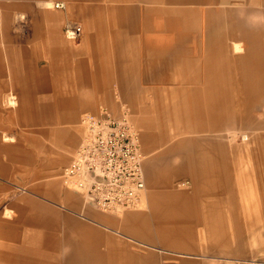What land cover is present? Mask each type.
<instances>
[{
    "label": "crops",
    "instance_id": "crops-1",
    "mask_svg": "<svg viewBox=\"0 0 264 264\" xmlns=\"http://www.w3.org/2000/svg\"><path fill=\"white\" fill-rule=\"evenodd\" d=\"M138 1L0 0V176L5 175L11 165L32 160L30 157L24 158L23 151L52 147L53 150L64 151L62 162L70 159L79 142L74 125L80 119L81 112L89 108L84 99L111 97L116 84H119L122 94L127 95L130 84L137 80L141 81V94L164 91L158 88L157 83L160 80L168 81L173 61L188 53L182 45L201 40L205 42L210 35L207 30L210 25L219 28L218 34L222 40H235L239 34L236 17L226 7L238 3L246 5L251 0H234L230 4L222 0H141L146 6L140 8L135 5ZM61 3L66 4L67 8H56ZM190 5L199 8L190 9ZM165 6L178 8L170 14ZM207 6L214 7L208 9ZM209 11L215 15L210 20L214 21L211 24H208L207 18ZM198 14L204 22L200 34L192 29L195 24L193 19ZM138 17L141 18L140 23ZM76 25L82 27L83 34L72 45L66 31ZM82 41H85L84 47L77 51L75 48ZM263 44L249 43L248 55L253 56V50H264ZM133 48L140 49L137 57H133ZM226 50L225 46L219 50L223 53L221 57L224 61ZM242 50V46L235 43V52ZM210 54L214 55L215 50L212 49ZM224 67L228 72L229 64L226 61ZM211 77L217 78V81L206 82L203 87L195 89L197 94L186 106L189 111L184 112L181 107L177 116L184 122L192 121L199 132L223 131L231 123L249 118L256 109L255 105L260 103L259 96L264 97V91L258 92L264 88V83L255 82L251 77L245 85L231 82L225 72L222 78L217 74ZM182 87L165 89V92L189 91ZM206 90L212 93L207 99L200 92ZM233 106L236 108L235 115H231L229 108ZM198 140L204 146L189 153V159L181 163L173 150L166 149L155 157H148L144 153L146 188L151 202L154 206L161 204L168 207L166 210L170 211L158 219L171 223L170 226L164 224L162 232L174 233L173 237H176L159 243L170 245L174 249L173 254L182 256L203 248L237 257L235 234L243 231L228 234L235 232L229 229L232 219L243 215L236 213L235 196L250 200L257 191L264 193V181L252 186L236 169L239 180L237 184L232 183L230 144L223 139L222 146L215 145L216 142L209 138ZM45 142L48 146H45ZM252 142L250 139L246 143ZM192 143L185 138L178 139L181 150ZM236 153L239 158L244 154L251 156L248 149H240ZM183 179L195 182L196 193L193 197H175L178 193L173 186ZM45 196L58 199L59 193L50 191ZM37 209H30L33 212L29 213H40L41 216L35 215L31 221L27 218V222L39 226L34 231L39 237H27L20 241L23 242L20 247L32 249H22L25 257L18 264H48L58 260L76 264L77 257L83 260L85 255L76 256L74 253L75 242L65 239L62 244L67 245L65 252L58 245L68 232L71 235L75 231L73 225L76 224L90 233L80 244L82 248L90 247L86 252L87 263L84 264H175L159 262L154 253H140L120 247L123 246L120 240L101 233L100 227L112 229L85 215H81L82 223L71 212L64 211L74 212L71 208L58 207L52 202L51 205H39ZM151 216L145 215L146 218ZM43 217L46 219L43 220ZM49 217L53 218L51 222H48ZM22 219L4 223L3 229L0 227V236L18 241V224ZM57 227L66 229L65 237L56 235ZM45 229H52L51 235L45 233ZM131 230L136 235L144 234V231ZM117 234L148 250L171 253L157 247L156 240H152L155 244L144 243L118 231Z\"/></svg>",
    "mask_w": 264,
    "mask_h": 264
},
{
    "label": "rangeland",
    "instance_id": "rangeland-1",
    "mask_svg": "<svg viewBox=\"0 0 264 264\" xmlns=\"http://www.w3.org/2000/svg\"><path fill=\"white\" fill-rule=\"evenodd\" d=\"M135 5L139 8L146 6L141 0ZM165 7L169 10L170 14L173 11L175 13V8H178L176 6ZM213 7L207 6L208 9H212ZM189 8L197 10L199 6L190 5ZM226 8L232 10L236 17V29L239 34L235 40L224 41L222 37H219V28L211 25L207 26L208 33L210 34L207 40L205 42L201 40L197 43L193 42L182 45L184 49L188 50V53L179 58V60L173 61V67L169 70L168 81H158V88L164 91L161 90V92L155 94H141L139 92L141 81L137 80L132 81L130 84L131 89L127 92V95L122 94L119 84H116V89L111 97L84 99V103L89 108L81 112L80 119L74 125L79 142L78 148L70 159L62 162V155L65 154L64 151L61 149L53 150L52 147L49 149L23 151V157H30L32 160L20 161L16 166L11 165L8 168V172L0 176V227L3 229L4 223L23 218L20 224H18L20 233L18 241L0 236V253L6 255L5 259L4 257L0 258V264L21 263L22 258L25 257L22 249L31 250L32 248L27 246L25 248L20 247L23 243L20 241H23L27 237H39L34 232L38 230L39 226L27 222V218L31 221L33 216H41V214H31L29 212L35 211L34 209L38 210L37 207L39 205H51L52 202L58 205V207L65 206L66 208H71L74 212L64 211L66 213L71 212L74 218L79 221L83 220L81 215H85L94 221L103 223L113 231L100 227L101 233L119 239L121 244H123L120 247L140 253H154L158 256L159 262L175 264H180L181 262L184 264H264V193L257 191V194L251 196L250 200L235 196L236 213L243 215L232 219L229 229L235 232L228 234L233 235L238 231L244 232L235 234L237 239V257L229 254H219L214 250L208 251L203 248L198 251L196 250L195 253L191 252L186 254V256H182L178 255L179 253L173 254L172 251L174 249L170 245L165 246L163 243H159L168 238L173 240L176 237H173L174 233L162 232L164 224H169L170 226L171 223L160 222L159 220L163 214L170 213V211L166 210L168 207L161 204L154 206L151 202V197H149L148 187L142 195L140 202L133 208L112 213L105 212L100 208L91 207L92 205H89L83 196L80 197L78 194L67 189L64 185L63 177H61L63 171L72 163L73 157L81 147V143L87 134V128L83 122L85 115L87 113L96 114L97 111L107 110L108 108L117 115H121L124 112L122 111L123 109L130 112L131 122L140 133L143 150L148 157L158 156L166 151V149L173 150L180 160L179 163H181L189 159L187 156L189 153L192 154L197 148L204 146L198 139L209 138L216 142L215 145L221 146L223 143L221 140L223 139L226 144H230L231 148L232 183L237 184L239 180L236 177V169L244 175L242 178L252 186L264 181V97L259 96L258 100L260 103L255 105L256 109L251 112L252 114L249 118H244V120H240L237 123H231L223 131L218 129L199 132L192 121L184 122L177 117L181 110L184 112L189 111L186 106H189L191 98L197 94L195 93L197 91H194L195 89L203 87V84H206V82L217 81V78L211 77L213 74H217L220 78L222 73L225 72L231 82L235 81L237 84L240 83L242 85H245V82L250 77L255 82L264 83V50H253L255 54L253 56L248 55L250 52L249 43L256 45L264 43V0H251L246 5L238 3L236 5H229ZM207 14L208 24H211L214 21L210 20L214 19L215 15L213 11H209ZM227 16L230 17V14ZM140 20L141 18H139V23ZM193 20L195 21V24L192 26L193 32L200 34L204 22L199 14ZM77 26L79 25L74 27ZM83 42L85 43V41ZM235 43L242 46L243 50L241 52H235ZM223 46L227 49L225 61L229 64L228 69H226L228 72L225 71V61L221 57L223 53L219 51ZM212 49L215 50L214 55L210 54ZM216 49L218 53H216ZM131 50L135 52L133 57H137L140 49L133 48ZM209 75H211V78ZM180 85L184 86L182 87L183 90L187 88L189 91L165 92V89L174 88L175 90ZM260 91H264V88L262 87V89L258 90L259 94ZM200 92L205 95L206 99L212 96L210 91ZM229 108L231 115H235L234 110L236 108L234 106ZM181 132L184 133L181 134ZM243 135H248L249 140L251 139L253 142L251 144L246 143L242 140ZM179 138H185L193 143L190 147L181 150V147L178 146ZM45 146H48L46 142ZM240 149L250 150L251 156L244 154V157L239 158L236 152ZM209 183L212 184L210 181ZM173 188L178 193L175 197H193L196 193L194 189L195 182L190 179L177 181ZM50 191L59 193V198L55 199L45 196V193L48 194ZM30 209H33V211H30ZM147 214H151L152 216L146 218L145 215ZM45 219L46 217H43V220ZM73 227H78L81 230L85 228L77 224L73 225ZM133 228L144 231L143 236L141 234V236L134 234L131 230ZM64 230L66 229H63V227H57L55 231L56 235L59 234L61 237H65ZM249 230H254V232H250ZM117 231L124 235L132 236L144 243L155 244L152 240H156L158 242L155 244L157 247L162 250L171 251V253L160 250H148L146 247L140 246L132 240L123 238L122 235L117 234ZM44 232H48L51 235L52 229H45ZM64 242L65 238H61V243L58 244L62 246V252L67 251V245H62ZM53 263L67 264L64 260L52 261V263L48 264Z\"/></svg>",
    "mask_w": 264,
    "mask_h": 264
},
{
    "label": "built area",
    "instance_id": "built-area-1",
    "mask_svg": "<svg viewBox=\"0 0 264 264\" xmlns=\"http://www.w3.org/2000/svg\"><path fill=\"white\" fill-rule=\"evenodd\" d=\"M66 9L64 3L56 5ZM72 45L82 36V27L67 29ZM83 44L75 48L77 51ZM121 115L108 110L86 114L87 134L72 163L63 171L64 185L83 195L89 205L105 212L130 210L146 192V156L139 131L130 112Z\"/></svg>",
    "mask_w": 264,
    "mask_h": 264
},
{
    "label": "bare ground",
    "instance_id": "bare-ground-1",
    "mask_svg": "<svg viewBox=\"0 0 264 264\" xmlns=\"http://www.w3.org/2000/svg\"><path fill=\"white\" fill-rule=\"evenodd\" d=\"M222 1L225 4H230L234 0H222ZM81 44H83V43H81ZM242 140H244L245 142H248L249 141V136L248 135H243L242 136ZM145 190H146V187H145ZM52 219H53L52 217H49L48 218V222H51ZM89 235H90V233L87 232L85 228L81 230L78 227H76L75 231L73 230V233H71V235L68 232V234L65 237V239L70 240L72 242H75V244H76L75 246L76 247H75L74 253H75L76 256H81V255L84 256L85 255V258L83 260H82L81 257H77L76 264L87 263L86 252L90 250V247L82 248L80 246V244L83 241V239L86 238V236H89ZM5 256L6 255H3V254L0 253V257H5Z\"/></svg>",
    "mask_w": 264,
    "mask_h": 264
}]
</instances>
